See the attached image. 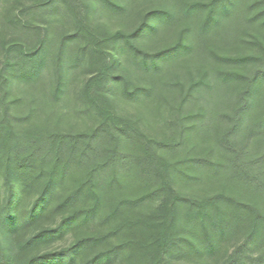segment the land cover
<instances>
[{"label": "trees", "instance_id": "obj_1", "mask_svg": "<svg viewBox=\"0 0 264 264\" xmlns=\"http://www.w3.org/2000/svg\"><path fill=\"white\" fill-rule=\"evenodd\" d=\"M127 9L0 0V264H264V0Z\"/></svg>", "mask_w": 264, "mask_h": 264}, {"label": "rangeland", "instance_id": "obj_2", "mask_svg": "<svg viewBox=\"0 0 264 264\" xmlns=\"http://www.w3.org/2000/svg\"><path fill=\"white\" fill-rule=\"evenodd\" d=\"M120 3H128V9L125 12V14H110V15H103L101 17L103 23H106L108 28L112 29V30H117V29H125L128 31L133 30L136 26L139 25V23L141 22V20L143 19V16L145 15V13L148 10L151 9H155V8H165V7H170L172 6V2L174 0H117ZM185 22L181 19L176 20L173 24L167 26V28H165L159 35H155V36H150L147 38H143L140 39V44H143L144 46L150 47V48H159L161 46H163L164 44H168L171 43V41H173V39L175 38V33H177V31H179L180 29L183 28V26ZM235 24V20L233 21V16L229 17V25L228 28L230 30V25H234ZM255 32V29L252 28V26H242L239 30L240 36L242 38H246L249 39L250 36ZM232 45H225L223 47H219L217 48V51H219L222 54H232L235 53L237 51L236 48L231 47ZM180 57V56H179ZM181 60H186L189 61L191 59H193V55L192 54H182L181 55ZM184 63H182L183 65ZM81 76L82 74H80V76L77 78L76 84L78 85V83L81 81ZM74 83L75 89L78 87ZM74 88V87H73ZM19 92L20 94H23L24 91L21 88H15L14 92ZM211 96H217V93L215 92H211ZM210 96H207V100L208 102H210L209 100ZM213 98V97H212ZM206 102V103H208ZM76 109H72V112H75ZM145 111H151L152 109H144ZM18 111H21V107L18 109ZM22 137V135H19ZM17 138V137H16Z\"/></svg>", "mask_w": 264, "mask_h": 264}]
</instances>
